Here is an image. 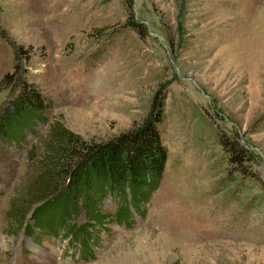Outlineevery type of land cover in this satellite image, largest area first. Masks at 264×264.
<instances>
[{
  "label": "rangeland",
  "instance_id": "obj_1",
  "mask_svg": "<svg viewBox=\"0 0 264 264\" xmlns=\"http://www.w3.org/2000/svg\"><path fill=\"white\" fill-rule=\"evenodd\" d=\"M12 72L50 107L21 145L0 143V264H264V0H0V83ZM155 110L160 180L104 198L111 224L81 209L56 237L24 233L52 126L99 143ZM219 139L246 149L262 189L230 171Z\"/></svg>",
  "mask_w": 264,
  "mask_h": 264
},
{
  "label": "trees",
  "instance_id": "obj_2",
  "mask_svg": "<svg viewBox=\"0 0 264 264\" xmlns=\"http://www.w3.org/2000/svg\"><path fill=\"white\" fill-rule=\"evenodd\" d=\"M128 23L134 25L136 22L132 19ZM15 75L14 72L5 74L0 84L13 82ZM13 83L19 86V91L0 113V143L21 145L27 135L36 133L39 124L46 123L50 103L41 92V87L34 82L27 83L22 77H16ZM162 120V114L155 110L137 128L105 142L92 144L62 127L52 126L47 147L41 159L36 161L37 174L28 193L33 200H43L44 203L35 205L31 210L29 217H33L35 223L25 228L24 233L32 238L44 231L43 236L56 237L62 223L76 218L81 209L94 228L100 223L111 224L115 220L113 215L102 214L100 210L104 198L115 192L127 199L128 191H142L163 175L168 152L160 128ZM219 143L228 154L230 171L232 169L236 177L258 180L247 165V151L243 146L222 139ZM261 184L263 182L258 180L257 186L261 187ZM51 196L52 199H48ZM13 211L15 216L19 211L17 206ZM89 226L86 225L83 230L69 228L72 240H77L78 237L73 238V234H82L81 231L89 240ZM85 245L82 241V248Z\"/></svg>",
  "mask_w": 264,
  "mask_h": 264
}]
</instances>
